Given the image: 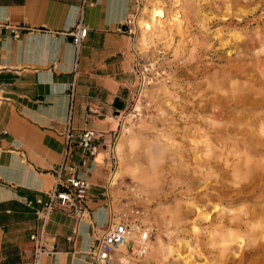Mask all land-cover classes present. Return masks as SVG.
<instances>
[{
	"label": "rangeland",
	"instance_id": "1",
	"mask_svg": "<svg viewBox=\"0 0 264 264\" xmlns=\"http://www.w3.org/2000/svg\"><path fill=\"white\" fill-rule=\"evenodd\" d=\"M136 4L138 83L99 187L110 220L152 231L147 264H264V0Z\"/></svg>",
	"mask_w": 264,
	"mask_h": 264
},
{
	"label": "crops",
	"instance_id": "2",
	"mask_svg": "<svg viewBox=\"0 0 264 264\" xmlns=\"http://www.w3.org/2000/svg\"><path fill=\"white\" fill-rule=\"evenodd\" d=\"M136 7V0H0V264L35 262L31 237L43 225L37 200H46L65 159L72 84L75 139L67 165L80 163L76 143L84 131L103 135L108 147L81 168L91 184L85 217L52 214L50 254L39 264H92L88 251L111 218L99 189L102 167L111 163V142L138 83L133 37L124 30ZM81 11L89 33L77 62L69 32Z\"/></svg>",
	"mask_w": 264,
	"mask_h": 264
},
{
	"label": "built area",
	"instance_id": "3",
	"mask_svg": "<svg viewBox=\"0 0 264 264\" xmlns=\"http://www.w3.org/2000/svg\"><path fill=\"white\" fill-rule=\"evenodd\" d=\"M83 19L84 11H81L77 26L69 32L75 46L77 62L80 58L83 42L87 39L89 33V29L84 24ZM131 24L132 22L129 20L127 26H129V32L132 34ZM12 30L15 36L20 34L19 31ZM133 49H135L134 39ZM69 91V116L64 133L65 159L55 169V185L52 190L47 192L45 196L46 200H37V204L40 205L37 217L42 221L43 225L41 230L31 237V240L35 243L34 264H39L44 255L50 254L45 245V240L47 236V224L54 212L60 210L75 216L79 220L85 217L88 211L87 194L91 188V184L82 176L81 168L85 167L89 161L94 160L101 148L108 147L103 135H99L94 131H84L78 137V142L76 143L80 150V163L78 166L70 167L67 165V159L71 154V148L75 139L73 127L75 84H72ZM66 174H68L67 177ZM134 231V226L127 219L110 220L88 251V257L92 264H147L143 258L148 254V244L152 231L143 225L139 226V246L137 249H134L135 242L132 239L130 240V234ZM123 246H127L128 253L122 257H117V251ZM133 255L137 256L138 260L131 257Z\"/></svg>",
	"mask_w": 264,
	"mask_h": 264
},
{
	"label": "bare ground",
	"instance_id": "4",
	"mask_svg": "<svg viewBox=\"0 0 264 264\" xmlns=\"http://www.w3.org/2000/svg\"><path fill=\"white\" fill-rule=\"evenodd\" d=\"M145 12H147V10L146 9H144L143 11H142V13H144L145 14ZM148 14H149V22H150V25H152L153 27H156L157 29H163L164 28V25H163V22L161 21V19L160 18H162V17H160L159 16V13H158V10H157V8H156V5H153V7H152V10H150L149 9V11H148ZM145 18V17H144ZM135 23L137 24V26L138 27H140L141 28V32H142V39H140V43L141 44H145L146 42H147V39L145 38V34H146V31L150 28H145V26H144V20L142 19V18H138V17H136L135 18ZM147 23V22H146ZM144 26V27H143ZM147 26V25H146ZM151 31V30H150ZM158 31V30H157ZM148 32H149V30H148ZM138 33V32H137ZM136 34V33H135ZM148 34V33H147ZM121 173H122V170H121V168L119 167V170L117 171V172H114L113 174H112V177H111V180H110V182H109V187H113V186H115L116 185V182L118 181V178L120 177V175H121ZM113 220V219H112ZM135 228V227H134ZM135 234H136V229H135V231L132 233V234H130V240L132 239L134 242H135V245H134V249H135V246H136V244L137 243H139V241H138V239L136 238V236H135ZM137 237H138V233H137ZM235 241H237V238H234L233 239V242H235ZM242 241H244V239L242 240ZM241 241V242H242ZM243 243V242H242ZM237 245H240V247H241V243H239V242H237ZM128 253V248H127V246H123L122 248H120L118 251H117V253H116V255H117V257H122L124 254H127Z\"/></svg>",
	"mask_w": 264,
	"mask_h": 264
},
{
	"label": "water",
	"instance_id": "5",
	"mask_svg": "<svg viewBox=\"0 0 264 264\" xmlns=\"http://www.w3.org/2000/svg\"><path fill=\"white\" fill-rule=\"evenodd\" d=\"M124 30H125V31H128V30H129L128 26H126V27L124 28Z\"/></svg>",
	"mask_w": 264,
	"mask_h": 264
}]
</instances>
